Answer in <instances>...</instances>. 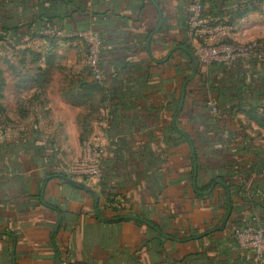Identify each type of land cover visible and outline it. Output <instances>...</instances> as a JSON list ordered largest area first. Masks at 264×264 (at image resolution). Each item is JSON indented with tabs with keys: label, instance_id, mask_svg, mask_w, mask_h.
<instances>
[{
	"label": "crops",
	"instance_id": "0c3cea01",
	"mask_svg": "<svg viewBox=\"0 0 264 264\" xmlns=\"http://www.w3.org/2000/svg\"><path fill=\"white\" fill-rule=\"evenodd\" d=\"M154 1L162 21L148 53L145 42L157 24L150 0H38L42 7L51 4L63 36L73 40L88 29L100 39L99 89L83 92L87 99L75 97L82 91L73 80L65 100L63 88L52 87L53 73L8 77L11 73H4L0 63V264H56L57 258L58 264L251 262L250 250L232 236L252 212L233 189L241 182L233 170L239 169L235 162L246 167L241 172L248 186L261 183L262 188L264 153L255 158L253 142L242 129L244 114L211 119L204 102L223 109L226 101L215 87L222 82L220 68L202 65L185 88L182 108L173 112L190 73L189 60L181 50L161 60L183 37L179 9L188 0ZM21 2L6 11L24 21L34 19L35 0ZM36 39L42 41L34 37L28 43ZM0 46L14 49L10 40H1ZM62 52L59 46L54 50L55 61L63 59ZM36 65L44 68L42 61ZM77 79L92 81L86 73ZM26 97L42 103L31 106ZM85 111L86 124L94 130L86 133L87 140L105 148L101 178L89 186L97 202L51 175L62 173L78 153L84 132L77 120ZM212 180L211 193L197 197L195 187ZM113 196L125 209L119 214L133 217L110 222L119 215L105 203ZM227 198L231 214L222 231L212 232L226 214Z\"/></svg>",
	"mask_w": 264,
	"mask_h": 264
},
{
	"label": "trees",
	"instance_id": "16d2710c",
	"mask_svg": "<svg viewBox=\"0 0 264 264\" xmlns=\"http://www.w3.org/2000/svg\"><path fill=\"white\" fill-rule=\"evenodd\" d=\"M22 0H0V6L3 8V12L0 11V41L1 40H10L11 44L15 51L20 55L24 56L26 52H28V48H26V44L30 41V39L37 37L39 39L46 38L49 35L44 36L45 31H51L55 35L58 31V27H56L54 20L59 19L55 14V10L51 7V4L46 7L41 4H38V0H35L34 5L35 8L39 10L37 16L32 20H21L18 14L9 13L6 11V7L10 4L15 7L22 6ZM193 2H198L203 10L206 12L203 13L204 17L211 18L216 20L211 23V26L216 25H227L234 27L240 20L244 19L247 15L252 14L256 11L259 4L264 3V0H188L184 3V6H181L179 9L180 12V23L182 25V39L180 41L175 42V46H184L191 51H193V47L189 42L188 38V26L186 24L187 21V6ZM52 3V1H51ZM45 4V3H44ZM39 7V8H38ZM19 13V12H18ZM12 14V15H11ZM61 19V18H60ZM83 30L82 32L87 31ZM81 33V32H79ZM78 34V33H77ZM79 40L83 43L84 49L87 51L89 46L84 40L79 38ZM79 41V42H80ZM227 44L233 45L232 42L227 41ZM235 45V44H234ZM58 47V46H57ZM50 48V47H49ZM48 48V49H49ZM52 49H56V46H53L50 50H47L45 55L42 56L40 54H33L32 58L34 59L32 62L35 64H40L41 61L44 65V68L37 65V70L41 74L52 73L54 70V60L57 56L52 53ZM103 52L102 48L99 50V56ZM194 52V51H193ZM184 56L189 60V69L191 62L189 57L185 52H183ZM99 56L97 61V67L99 70ZM22 61V60H21ZM23 62V61H22ZM202 64L199 63V67L197 70V75H199V71ZM41 67V68H40ZM210 67L220 68L222 72V82H219L215 85L218 96H222L226 98L223 109L218 108L216 105L217 114L215 117L211 118L214 121H217L224 113H233L234 115L237 113L244 114L246 119L249 121H253L256 125L264 129V58L261 59H243L237 58L233 61H228L224 63L213 62L209 64ZM100 71V70H99ZM86 75L92 78V81L82 82L78 81L76 84V89L82 91V94L77 93L75 97L82 101L83 99H87V96L84 95L83 92H91L99 89V81L96 80L93 76L92 71L89 66H86ZM229 73L231 75L230 78H227L226 75ZM100 74V72H99ZM101 75V74H100ZM188 77V75L184 78V80ZM183 80V81H184ZM43 84V81H41ZM187 90L185 89L184 95H186ZM231 93V95H229ZM209 100L205 101L206 104ZM212 102H214L212 100ZM216 104V103H214ZM176 109H174V113H176ZM209 110V108L207 107ZM220 112V114H218ZM171 129V127H169ZM83 132V131H82ZM83 134L79 137V142L82 143ZM255 158H259L258 155L260 152L255 149L254 153ZM102 163L100 166V173L102 174ZM234 166L239 169L233 170V178H237L239 182L237 185L233 186V189L236 193L242 197V202L247 203L252 210L251 214L247 218L246 223L239 225L232 231V236H234L236 242L238 243L234 231L236 229H243L248 225H252L253 221L256 220L257 224L264 231V184H262V188H260L261 183L255 184L254 188H250L248 186V177L243 174L241 170H246V167L240 169V164L237 165V162L234 163ZM261 170L263 168V164L259 163L257 165ZM51 175H56L58 178L66 177L62 173H53ZM101 178V176H100ZM222 182L224 180L222 178ZM100 180V179H99ZM98 180V181H99ZM215 180H212L210 183L204 186H196L195 193L197 197H203L207 192L211 193L212 189L216 186ZM98 183V182H97ZM231 188L227 185L226 192L230 194ZM226 195V194H225ZM112 212L118 213L124 211V208H119V204L114 201V196L112 199H108L106 202ZM116 204L117 206H113ZM232 206V200L227 198L224 202V207ZM131 214H119L115 216L111 221H122L126 218H129ZM133 217V216H131ZM155 226V225H154ZM210 230H206L203 234H207ZM202 235V233H201ZM193 237L184 238V240H191ZM54 245V242H53ZM264 258V255H263ZM249 264H252V259Z\"/></svg>",
	"mask_w": 264,
	"mask_h": 264
},
{
	"label": "built area",
	"instance_id": "2783aa9c",
	"mask_svg": "<svg viewBox=\"0 0 264 264\" xmlns=\"http://www.w3.org/2000/svg\"><path fill=\"white\" fill-rule=\"evenodd\" d=\"M187 10L188 38L193 47V51L199 63L204 66L210 63H224L233 61L237 58L243 59H260L264 56V47L255 42L244 46L233 47L231 44H224L225 41L231 40L230 37L233 27L227 25L211 26L216 20L204 17V10L198 2L189 4ZM51 35L54 33L51 32ZM86 42L89 46L88 66L96 80H100V74L97 67L99 50L101 48L100 39L92 31H86ZM80 34V36L82 35ZM55 35H62L57 32ZM202 40V42H201ZM220 41V45L214 48L203 46V42ZM225 40V41H224ZM207 106L213 117L216 116V106L208 102ZM82 152L80 158L68 166L63 174L68 178H79L89 184H95L100 179V166L105 148L103 146L84 141L81 145ZM113 206H117L113 204ZM234 235L242 247L250 250L252 253V264H264V231L254 220L252 225L243 229H236Z\"/></svg>",
	"mask_w": 264,
	"mask_h": 264
},
{
	"label": "rangeland",
	"instance_id": "374dc122",
	"mask_svg": "<svg viewBox=\"0 0 264 264\" xmlns=\"http://www.w3.org/2000/svg\"><path fill=\"white\" fill-rule=\"evenodd\" d=\"M44 33H45L44 36L45 35L46 36L49 35V36H47L46 38H42L41 40L43 42L36 39L35 41L28 43V52H26L24 56H20L15 51V49L9 50L4 46L2 47L0 46V63L4 64V66H2L1 68L4 71V73L6 74L8 72L11 73L8 77L10 76L12 77V74L16 76L22 74L23 76L31 75L32 72H38L37 65L36 64L31 65L29 63V59L33 57L31 53L33 54L38 53L44 56L47 50H50L53 46H56V48L57 46H59L60 49H62L63 51L62 53L64 55L62 56L64 57L63 59L58 60V62L54 60L55 61L53 66L54 70H52V73L55 75V77L53 78L54 80L52 79V87L55 86V88H63L62 96L63 99H65L67 95L66 93L71 85L69 83L72 82L71 80H73V83L74 82L77 83L76 82L78 81L77 78L80 75L87 73L86 66H88L89 49L86 51L83 47V43L79 40V38H81L84 40L83 42H86L87 37L85 34H82L84 32L78 33L76 37L73 38V40L71 39V37H66L63 35H59V36L56 35V37H54L55 35H51L50 30L45 31ZM80 34L82 35L80 36ZM232 35H233V41L232 39L227 41L232 42L233 45L235 44L233 47L244 46L246 44H250L253 42L260 44L261 46L264 47V3L259 4L255 12L247 15L244 19L240 20L233 27V31L230 37H232ZM227 41H225L224 44H227ZM218 45H220V41L203 42V46L208 48H214L217 47ZM68 46L74 47L76 50L74 48L73 50H70ZM54 50L55 49H52V53L54 52ZM262 58H264V56ZM11 59L14 60L16 64L14 65L5 64ZM19 59L21 60L23 59L24 64H22V61ZM5 102L10 104L11 103L10 98H7ZM27 102L31 104V106L34 104L42 103L41 100L37 101V99L33 100L32 98H28ZM84 115H86V111L78 115L79 118L77 120V123L79 124V126L81 125L80 128H82V131L84 132L82 136L83 140L86 142H90L87 140L88 138L87 134L91 135L94 130L91 125L86 124L88 118L85 119ZM92 116L93 118H96V120H98V118L100 117L99 115L97 117L96 114H93ZM242 129L246 131L250 140L253 142V147L256 150H258L260 153L261 152L264 153V129L256 125L253 121H249V120H247V122L245 123V127L242 126ZM82 143H79L78 153L74 156V158L71 159V161H69L66 165H64L63 171L80 158L82 152V148H81ZM72 179L90 186L89 183H87L86 181H82L79 178L77 179L72 178Z\"/></svg>",
	"mask_w": 264,
	"mask_h": 264
},
{
	"label": "water",
	"instance_id": "95a60500",
	"mask_svg": "<svg viewBox=\"0 0 264 264\" xmlns=\"http://www.w3.org/2000/svg\"><path fill=\"white\" fill-rule=\"evenodd\" d=\"M150 2H151V4L154 6V8L157 11V24H156V27L153 30V32H151L148 35V37L146 39V42H145V49H146V51L148 53H149L150 38H151V36L153 35L154 32L158 31V29L160 28V25H161V21H162V14H161V11H160L158 5L156 4V2L154 0H150ZM175 50H181V51L185 52L187 54V56L189 57L190 62H191L190 73H189L188 77L181 84L179 103H178V107H177V112H179L180 109L182 108V104L184 102L185 88H186L187 84L189 82H191L195 78V76L197 74V70H198V67H199V59L197 58L195 53L193 51H191L190 49H188V48H186L184 46H174L167 52V54L161 60V62L166 61L167 58L170 56V54L173 51H175ZM175 117H176V114L173 117V122L175 120ZM172 127H174V124L172 125ZM190 147H191L192 154H194L192 145H190ZM193 170H194V172L196 171V162H195L194 158H193ZM63 179H64V181H66L69 185L73 186L74 188H77V189L82 190V191L86 192L87 194H89L92 197V199L95 202H97V195L94 193V191L88 185H86V184H84L82 182L73 180V179L68 178V177H64ZM217 183L221 184L220 181H217ZM193 187H194V184H193ZM230 214H231V207L228 206L226 214H225L223 220L220 222V224H218L215 228L212 229V232L222 231L224 229V227H225L226 221L229 218ZM58 262H59V259L57 258L56 259V264H58Z\"/></svg>",
	"mask_w": 264,
	"mask_h": 264
}]
</instances>
